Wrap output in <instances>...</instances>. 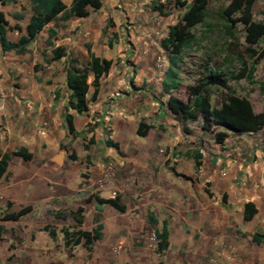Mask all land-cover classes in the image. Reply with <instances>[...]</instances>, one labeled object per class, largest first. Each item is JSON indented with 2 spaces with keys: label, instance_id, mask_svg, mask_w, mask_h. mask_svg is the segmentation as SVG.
<instances>
[{
  "label": "crops",
  "instance_id": "0c3cea01",
  "mask_svg": "<svg viewBox=\"0 0 264 264\" xmlns=\"http://www.w3.org/2000/svg\"><path fill=\"white\" fill-rule=\"evenodd\" d=\"M63 1L67 7L72 2ZM154 1L102 0L101 7L91 9L87 16L58 18V25L56 20L48 22L22 53L3 51L0 47V151L10 155L2 181L8 179L10 191L25 196L39 190L40 185L52 184L56 178L70 190L79 183L83 170H88L91 178L96 177L108 156L116 159L121 169L137 168L136 164L131 165L135 159L130 150L139 144L136 129L144 121L151 126L147 134L153 132V138L155 134L158 136L145 146L141 144L146 149L144 160L148 170L146 219L147 212L152 211L158 227L166 220L169 238L173 225L182 234L193 233L192 227L186 225L194 227L206 221L223 227L231 226L232 222L251 225L259 221L264 226V211L259 207L263 194L257 188L258 183H264L259 162L264 152L255 150L259 156L254 162L249 161L252 155L247 156V137L259 131L254 134L227 131L223 142H217L201 128L194 137L184 135L179 121L167 109L166 101L155 97L146 83L154 72L146 78V71H139L138 62L146 63V50L155 43L159 33L157 26L146 19ZM14 13L22 12L19 8L12 11L13 20L5 14L9 24L17 22L24 27L31 11L28 15L22 13V19L15 18ZM49 28L55 32L47 43ZM19 34L11 29L7 33L11 40ZM87 44L95 55L111 59L112 65L100 77L94 100H90L93 75L88 73V106L85 111L77 112L68 106L66 64L78 51L87 56ZM57 46L63 48L64 54L52 59V49ZM67 113L73 115L74 134L68 132ZM41 128L44 133L40 132ZM86 137L94 138L90 145L93 149L105 144L107 138L116 141L120 152L105 144V151L94 153L92 150L88 156L87 149L71 158L67 149H75V143ZM66 142L70 144L65 147ZM156 145L170 150L164 156L150 153ZM178 145H184L185 152L190 150L185 158L182 153H172L171 149ZM21 147L27 149V158L13 153ZM193 148H198L200 153H193ZM195 155H200L198 166ZM160 192L165 195H159ZM247 201L255 204L257 212L246 221L243 206ZM255 255L260 263L264 262V251L257 250ZM200 262L190 264H205ZM177 264H183V260L179 259Z\"/></svg>",
  "mask_w": 264,
  "mask_h": 264
},
{
  "label": "rangeland",
  "instance_id": "374dc122",
  "mask_svg": "<svg viewBox=\"0 0 264 264\" xmlns=\"http://www.w3.org/2000/svg\"><path fill=\"white\" fill-rule=\"evenodd\" d=\"M179 0H155L147 10L146 19L157 26L154 44L146 50V63L138 62L139 71H146V78L154 72L151 80L146 82L159 99L167 100L173 94L185 101L189 99L190 88L205 78L209 68L221 70L226 85L207 84L210 100L213 106L220 105L228 94L247 97L254 112L264 110V35L256 43H247L244 35L248 24L264 19V0H253L250 17L241 18L240 12L231 14V21L219 15L222 8L231 0H208L206 14L200 21L190 20L188 31L193 40L184 46L180 53L173 54L170 48L161 46V41L167 36L169 26L188 21V7L190 0L180 4ZM156 3V4H155ZM160 7V10L156 7ZM0 9L11 18L15 9L28 15L31 11L30 0H15L1 4ZM155 8L156 10H154ZM189 16V15H188ZM13 20V19H12ZM129 21V18H126ZM133 23V22H132ZM55 24H60L56 19ZM77 67L81 68L86 55L76 52ZM142 56V55H141ZM174 58L173 69L178 73L180 84L166 92L162 88V81ZM160 59L159 61L157 59ZM162 61V62H160ZM162 65H159L161 64ZM242 73V74H241ZM170 112V111H169ZM171 113V112H170ZM172 116H174L171 113ZM180 124V123H179ZM201 118L187 121L186 129L181 132L194 137L201 128ZM138 126V125H137ZM202 129V128H201ZM220 125L214 126V131L223 130ZM211 135L214 137L213 132ZM254 134V133H253ZM158 136L153 132L138 135L139 144L130 150L135 159L131 165L121 169L116 159L108 156L106 161L115 165V175L111 183L100 184L102 170L91 178L88 170L80 174L79 183L70 190L59 184L58 178L52 184L38 185L39 190L28 192L25 196L16 195L7 186L8 179L0 181V264H108L129 262L130 264H177L179 259L183 264L191 262H205V264H264L257 259V250L264 251V243L257 245L252 242L254 231H263L264 226L259 222H232L229 227L212 225L203 222L186 225L191 232H179L177 225H173V234L169 238V246L162 253L156 249V236L153 228L146 219V149H143L152 138ZM197 139V137L195 138ZM93 137H86L75 143V149H67L69 154L84 153L83 150L93 152L105 151L103 143L96 149L90 146ZM249 148L247 156L254 162L258 158L255 150L264 152V129L257 134L247 137ZM143 143V145H141ZM70 143L63 145L66 147ZM163 149V151H161ZM170 148L153 146L150 153L164 156ZM253 150V152H251ZM117 151V150H116ZM172 153L183 154L184 158L190 153L185 152L184 145L171 149ZM193 153H200L198 148ZM262 152V153H263ZM105 161V162H106ZM89 158L87 163H89ZM104 162V163H105ZM263 167L264 158L259 160ZM7 177V175L5 176ZM50 183V182H49ZM42 184V183H40ZM258 189L263 196L260 198V210L264 211V183H258ZM43 188V189H42ZM159 195H165L160 192ZM120 197V202L126 205L124 211H119L109 203L98 202L97 197L107 199ZM30 206L26 213L19 214L21 209ZM15 215V218L9 215ZM82 216L78 223L76 217ZM97 223H102V236L90 244H65L63 229L69 233L76 230H91ZM161 225V223L159 224ZM178 227V226H177ZM51 231H54L53 233ZM222 236L219 238L220 234ZM78 235L70 236L73 241ZM246 252V253H245ZM203 253V254H202ZM241 253H243L241 255ZM200 254V256H198ZM202 255L203 258H201ZM245 256L242 258L241 256ZM205 261H202L205 259ZM242 258V259H240ZM200 262V263H201Z\"/></svg>",
  "mask_w": 264,
  "mask_h": 264
},
{
  "label": "trees",
  "instance_id": "16d2710c",
  "mask_svg": "<svg viewBox=\"0 0 264 264\" xmlns=\"http://www.w3.org/2000/svg\"><path fill=\"white\" fill-rule=\"evenodd\" d=\"M13 0H0L1 3L11 2ZM31 2V14L27 19L24 27L19 23L9 24L3 11H0V47L3 51L14 50L17 53L25 51L27 45L37 36V34L45 27V25L56 19L66 20L71 16L83 17L87 16L90 10H97L102 5V0H72L71 5L67 7L63 0H30ZM180 4L185 1H178ZM253 0H231L227 6L221 9L219 15L225 17L231 21L230 16L235 12L241 13L239 20H248L250 17L251 7ZM208 0H190L188 7V21L180 22L169 26L167 36L161 41V46L164 48H170L173 54L180 53L182 48L193 40V35L188 31L189 21H200L206 14ZM160 10V7H156ZM61 15L58 17V14ZM13 16L17 19H22V13H14ZM15 30L19 32V36L15 40L8 38V30ZM54 29H48V37L46 42L50 43V38L54 34ZM264 35V19L261 21H254L248 24L246 33L244 35L247 43H256ZM87 47V56L79 68L77 59L72 55L66 64V84L70 90L68 96V106L77 112H82L87 109L88 101L87 93L89 90L88 73L93 75L91 85L93 86V92L91 93L90 100H94L97 96L100 77L106 74L111 65L112 60L105 57L95 55L90 50V45ZM52 59H57L64 54L63 48L57 46L52 49ZM174 58L170 59V65L166 70V76L162 81V88L164 91L169 92L172 88H177L180 84L178 79V73L173 69ZM242 74V73H241ZM207 84H219L226 85V80L223 77L221 70L209 68L204 79L192 86L189 91V99L187 101L169 94L165 105L167 109L174 115V117L182 124L183 129H186L185 123L187 121L196 120L201 118V128L207 132H213L214 138L217 142H223L228 136L227 131L234 133H256L264 129V110L254 112L252 104L247 97L238 96L236 94L226 95L220 105L213 106L210 100L209 89ZM67 129L70 134H74L73 115L71 113L66 114ZM220 125L224 127V130L214 131V126ZM150 125L144 121L138 123L136 134L145 135L150 129ZM107 146L114 147L120 152V145L118 142L109 138L105 139ZM18 156L27 158L29 154L25 147H21L13 152ZM71 158H75L74 154L69 155ZM200 155H195V164H200ZM10 155L7 152L0 151V181L6 174V168ZM98 202L109 203L119 211H124L126 205L120 202V197L115 198H99ZM30 210V206L21 209L19 214L26 213ZM257 212V208L252 201H247L243 206V219L250 220ZM15 218V215H9ZM78 223L82 222V216L76 217ZM147 221L153 228L156 236V249L158 253H162L169 246V227L168 222L163 220L161 226L158 227V219L152 211L147 212ZM102 223H97L91 230H76L73 233H69L67 229H63V236L65 244L69 245L78 244H90L102 236ZM52 233L54 231H51ZM78 236L71 241L70 236L72 234ZM252 241L255 243H264V230L255 231L252 234ZM108 264H130L129 262L121 263H108Z\"/></svg>",
  "mask_w": 264,
  "mask_h": 264
},
{
  "label": "built area",
  "instance_id": "2783aa9c",
  "mask_svg": "<svg viewBox=\"0 0 264 264\" xmlns=\"http://www.w3.org/2000/svg\"><path fill=\"white\" fill-rule=\"evenodd\" d=\"M157 60L159 61L160 59L158 58ZM160 62H162V61H160ZM159 65H162V63ZM40 132L44 133L45 132L44 128H41ZM161 151H163V149ZM115 170L116 169H115L114 163L112 161H106L102 167V172H101L102 177L100 180V184L111 183V181L115 175Z\"/></svg>",
  "mask_w": 264,
  "mask_h": 264
}]
</instances>
